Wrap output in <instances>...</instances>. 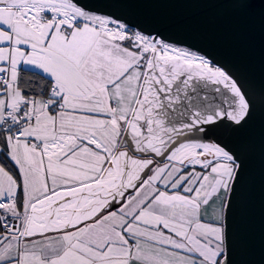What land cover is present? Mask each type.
Here are the masks:
<instances>
[{
  "label": "snow or ice",
  "instance_id": "snow-or-ice-1",
  "mask_svg": "<svg viewBox=\"0 0 264 264\" xmlns=\"http://www.w3.org/2000/svg\"><path fill=\"white\" fill-rule=\"evenodd\" d=\"M175 2L0 0V264H255L264 78L132 7Z\"/></svg>",
  "mask_w": 264,
  "mask_h": 264
},
{
  "label": "water",
  "instance_id": "water-1",
  "mask_svg": "<svg viewBox=\"0 0 264 264\" xmlns=\"http://www.w3.org/2000/svg\"><path fill=\"white\" fill-rule=\"evenodd\" d=\"M132 7L167 34L204 48L234 71L257 80L264 78V6L190 0ZM262 137L264 128L258 118L252 196L242 218L250 251L241 257L255 264L264 261V165L259 156Z\"/></svg>",
  "mask_w": 264,
  "mask_h": 264
}]
</instances>
